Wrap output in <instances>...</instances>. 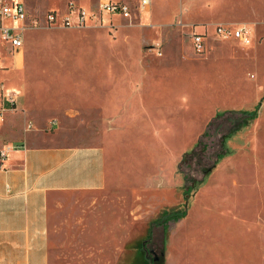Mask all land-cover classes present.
I'll list each match as a JSON object with an SVG mask.
<instances>
[{"label":"crops","instance_id":"1","mask_svg":"<svg viewBox=\"0 0 264 264\" xmlns=\"http://www.w3.org/2000/svg\"><path fill=\"white\" fill-rule=\"evenodd\" d=\"M83 1L86 7L69 0L63 15L50 8L47 13H55L57 22L50 24L44 15L40 25L41 20L32 23L27 0H23L28 13L24 45L14 54H5L6 67L0 69V152L10 148L6 159H0V264H53L51 225L62 196L99 195L110 205L104 227L115 228L117 218L130 217L133 222L128 227L135 233L139 218L150 224L166 213L185 208L184 181L178 165L187 150V130L196 126L193 121L187 122V108L192 109L189 102L192 106L199 102L203 82L197 77L187 79L178 62L167 65L166 45L173 34L166 28L180 24L171 22L173 6L153 0L147 9L156 5L157 13L142 20L140 12L134 14L140 10L141 0L137 1L138 8L121 0ZM105 3L127 5L130 17L102 14ZM160 8L164 12L159 13ZM81 9L88 15L85 26L78 24ZM95 11H99L98 16H94ZM133 14L139 18H133ZM166 15L168 21L163 20ZM65 21H69V27L64 26ZM262 24L263 21L228 22L219 18L203 22L205 27L200 31L194 22L189 21L188 26L194 33L206 35L209 55L198 58L204 61L219 53L237 59L231 40L219 39L214 31L211 34L218 43L207 41L208 26H246L254 37ZM40 29L61 31L59 43L65 40L70 47L66 51L58 49L53 55L60 58L67 54L73 65L49 68L51 79L62 85L59 90L68 97L48 98L44 93L53 88L46 89L43 82L31 80V72L35 74L36 69L27 67L26 43L28 33ZM96 30L113 32L114 40L121 32H140L146 35V42L139 51L98 50L88 44L90 31ZM120 37L118 43L124 41L130 46L132 39L128 35L123 40ZM185 57L195 58L186 53ZM186 80L193 88L190 94ZM259 92L258 88L256 99ZM229 107L232 106H226ZM214 112L216 115L219 111ZM211 113L193 135L190 147L201 136L198 134L207 120L212 119ZM259 120L260 117L252 124ZM224 164H219L211 179ZM236 186L240 187L237 182ZM203 190H198L187 216L177 224L189 221L196 211L207 215L201 212L210 210L202 204ZM95 204L96 201L92 207ZM258 249L264 258V245H258Z\"/></svg>","mask_w":264,"mask_h":264},{"label":"rangeland","instance_id":"2","mask_svg":"<svg viewBox=\"0 0 264 264\" xmlns=\"http://www.w3.org/2000/svg\"><path fill=\"white\" fill-rule=\"evenodd\" d=\"M68 1L27 0L32 23L41 20L42 25L43 17H47L50 8L58 9L60 15L65 14ZM73 1H78L83 7L87 6L83 0ZM137 1L121 0L131 7H136ZM162 1L173 6L172 11L166 10L168 13L173 12L171 22L175 23L176 20L180 23L166 28L173 34L166 45V51L169 53L167 65L172 66L178 62L187 79L197 77L203 82L199 102L196 106L190 105L189 102L192 109L187 108L186 118L190 119H187V122L193 121L196 126L193 130H187L186 152L198 142L200 137H196L192 146H189L194 134L202 127L204 118L211 112L210 118L215 116L214 110L225 111L229 105L232 107L227 110L253 111L257 108V118L260 117L256 124L254 122L228 139L227 147L231 153L225 157L227 160L222 159L221 161H224L219 162L225 163L224 166L212 179L209 177L200 186L199 190L204 189L202 204L210 209L208 212H201L207 215H200L196 211L189 221L181 224L175 222V226H168L164 246L165 264H264V258L260 257L258 249V245H264V24L256 28L252 47L231 40L230 44L237 59L219 53L204 61L198 58L205 59L209 53L206 49L201 53L196 51L193 44L195 30L188 26L189 21L194 22L198 31L205 27L203 22L219 18L228 22L264 23V0ZM156 8V5L149 10L140 8L139 11L135 10L134 14L140 12L142 20H149L157 13ZM98 12L95 11L94 16H98ZM158 12L162 13L164 10L160 8ZM134 14L133 18H139V15ZM163 20L168 21L169 16L166 15ZM208 30L210 35H207V41L218 43L211 34L214 32V26H208ZM90 32L92 35L88 37V44L98 50L117 48L139 51L146 42V35L143 36L140 32H121L117 34L116 40L113 39V32ZM61 35V31H30V39L26 43L27 67L36 69L35 74L31 72L30 75L28 72V76L33 77L32 81L43 82L44 88L47 85L46 89L53 88L44 93L51 99L69 96L59 90L62 85L51 79L49 73L51 67L66 69L73 65V59L69 55L64 54L60 58L53 55L58 49L70 50L65 40L59 43ZM126 35L132 39L130 46L124 41L118 43L119 37L123 40ZM103 36L106 38H102ZM114 41L116 44H113ZM150 48L151 46L146 47L147 50ZM163 48L164 45L160 49ZM185 53L195 58L186 59ZM219 76L223 77L221 81ZM186 85L187 94H190L193 88L188 86V81ZM258 88L260 96L256 99ZM209 121L207 120L198 136L204 133ZM68 130L73 128L68 127ZM212 140L207 141L210 155L216 150V145L212 144L215 141ZM13 145L15 146V143ZM236 182L242 191H239L240 187L236 186ZM95 201L96 204L92 207ZM99 201L101 207L96 209ZM187 201L185 205L188 204L186 207L189 210L193 199L189 203ZM58 203L61 206L57 208V218L51 225V238L55 244L51 245L53 264H149L139 246L147 238L154 221L149 224V220L139 218L138 231L135 233V229L128 227L133 218H117L115 224H120L121 227L117 225L118 227L108 230L103 224L108 220V214L110 215V205L102 201L99 195L62 196ZM161 232V229H156V241L160 240ZM151 246L155 253L159 254V245Z\"/></svg>","mask_w":264,"mask_h":264},{"label":"trees","instance_id":"3","mask_svg":"<svg viewBox=\"0 0 264 264\" xmlns=\"http://www.w3.org/2000/svg\"><path fill=\"white\" fill-rule=\"evenodd\" d=\"M258 117V109L248 110H225L218 112L207 124L204 133L200 136L195 146L186 152L179 165L178 172L184 180V193L187 203L195 196L200 186L203 185L219 162L231 151L227 147V141L236 133L249 127ZM213 139L216 150L209 154L208 140ZM209 150V151H208ZM197 170V171H196ZM188 205V204H187ZM187 205L184 209L169 212L153 222L146 239L140 244V251L146 256L149 264H165L164 246L165 235L168 226L187 216ZM156 229H161L162 234L159 241L155 240ZM157 242L156 244H154ZM151 245H159V254Z\"/></svg>","mask_w":264,"mask_h":264},{"label":"built area","instance_id":"4","mask_svg":"<svg viewBox=\"0 0 264 264\" xmlns=\"http://www.w3.org/2000/svg\"><path fill=\"white\" fill-rule=\"evenodd\" d=\"M152 2L153 0H141L140 6L149 8ZM100 12L109 15L119 14L125 18L130 17L129 7L121 3H105ZM87 16L86 11L82 9L78 11L79 26H85ZM27 18L28 13L23 0H0V69L6 67L5 54H14L23 47ZM47 21L50 24L56 23L55 13H48ZM64 26L69 27V21H65ZM214 31L219 39L237 40L244 46H250L254 39L253 32L246 26L216 25ZM205 36L199 33L193 35L194 48L200 53L206 49ZM9 149L1 150L0 159L2 161L6 159Z\"/></svg>","mask_w":264,"mask_h":264}]
</instances>
